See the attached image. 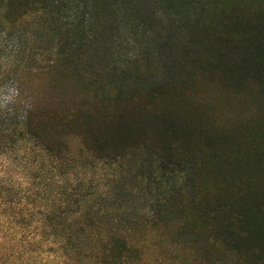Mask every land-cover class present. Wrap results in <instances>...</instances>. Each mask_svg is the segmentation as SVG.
<instances>
[{
    "label": "trees",
    "instance_id": "16d2710c",
    "mask_svg": "<svg viewBox=\"0 0 264 264\" xmlns=\"http://www.w3.org/2000/svg\"><path fill=\"white\" fill-rule=\"evenodd\" d=\"M81 1L92 19L112 12L107 0ZM72 2L0 0V32L37 42L32 62L20 48L0 53V87L16 84L24 105L20 129L61 155L74 143L96 159L153 161L166 187L152 216L137 222L103 226L83 214L55 264H264V0L168 2L175 51L159 42L160 76L147 44L123 58L121 74L116 63L96 62L109 39L90 16L69 20ZM107 71L130 77L129 86ZM4 184L0 264H31L13 244Z\"/></svg>",
    "mask_w": 264,
    "mask_h": 264
},
{
    "label": "rangeland",
    "instance_id": "374dc122",
    "mask_svg": "<svg viewBox=\"0 0 264 264\" xmlns=\"http://www.w3.org/2000/svg\"><path fill=\"white\" fill-rule=\"evenodd\" d=\"M107 1L112 12L98 15L97 20L91 18L89 1L83 7L81 0H73L67 13L69 20L85 22L90 16L95 27L101 23V34L109 39L108 49L117 52L115 57L120 55L111 60L114 53L102 51L103 45L97 40L91 50L96 53L93 46L99 41L102 55H94V60L120 65L116 73L121 74L123 58L134 50L141 52L147 44L151 65L156 76H160L161 68L155 65L160 56L159 42L169 41L175 51V12L168 5L172 0H147L145 5L143 0L139 4L138 0ZM129 13L133 14L127 18ZM36 46L35 40L18 43L0 32L3 55L13 49L14 57L20 48L23 60L32 62L31 53ZM117 74L107 71L105 76L126 89L131 78ZM16 95V84L7 82L0 87V181L5 183L3 187L9 191L8 200L13 207V244L17 242L26 248L31 264H55L60 260V247L70 227L85 213L103 226L126 225L152 216L166 187V179L160 177L153 161L140 164L136 155L96 159L90 153L80 152L74 143L71 151L63 155L48 151L20 129L24 105ZM164 173L165 178L173 174L169 169ZM34 241H41L40 249L34 250Z\"/></svg>",
    "mask_w": 264,
    "mask_h": 264
},
{
    "label": "clouds",
    "instance_id": "9594fccd",
    "mask_svg": "<svg viewBox=\"0 0 264 264\" xmlns=\"http://www.w3.org/2000/svg\"><path fill=\"white\" fill-rule=\"evenodd\" d=\"M8 99H11V97L9 96Z\"/></svg>",
    "mask_w": 264,
    "mask_h": 264
}]
</instances>
